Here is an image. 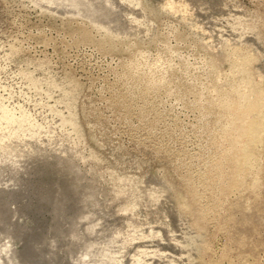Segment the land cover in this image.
<instances>
[{
    "label": "rangeland",
    "instance_id": "obj_1",
    "mask_svg": "<svg viewBox=\"0 0 264 264\" xmlns=\"http://www.w3.org/2000/svg\"><path fill=\"white\" fill-rule=\"evenodd\" d=\"M241 62L264 95V0H0V264H264Z\"/></svg>",
    "mask_w": 264,
    "mask_h": 264
},
{
    "label": "bare ground",
    "instance_id": "obj_2",
    "mask_svg": "<svg viewBox=\"0 0 264 264\" xmlns=\"http://www.w3.org/2000/svg\"><path fill=\"white\" fill-rule=\"evenodd\" d=\"M237 68L240 78L236 80L234 87L229 92L222 95L224 102L219 105L228 120L225 135L230 145L225 159L231 163L230 167L232 168V176L229 179L230 185L240 178L243 167L250 166L251 168L253 161L251 147L256 142H260L261 135L264 134V95L261 91L250 88L251 82L246 62H241ZM223 166L220 164L216 168L220 181L223 180ZM228 170L231 171V169Z\"/></svg>",
    "mask_w": 264,
    "mask_h": 264
}]
</instances>
